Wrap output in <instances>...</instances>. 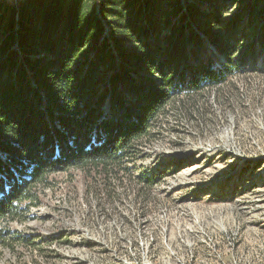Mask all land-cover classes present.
I'll use <instances>...</instances> for the list:
<instances>
[{
    "label": "trees",
    "instance_id": "16d2710c",
    "mask_svg": "<svg viewBox=\"0 0 264 264\" xmlns=\"http://www.w3.org/2000/svg\"><path fill=\"white\" fill-rule=\"evenodd\" d=\"M205 1L184 13L172 0H0V244L48 174L122 168L176 95L262 53L264 23L243 41L261 0L227 19L225 0ZM205 41L215 52L201 56Z\"/></svg>",
    "mask_w": 264,
    "mask_h": 264
},
{
    "label": "rangeland",
    "instance_id": "374dc122",
    "mask_svg": "<svg viewBox=\"0 0 264 264\" xmlns=\"http://www.w3.org/2000/svg\"><path fill=\"white\" fill-rule=\"evenodd\" d=\"M172 1L184 13L208 8ZM242 5L225 0L226 19ZM257 17L245 43L264 11ZM198 48L215 52L207 41ZM263 55L225 82L176 95L122 168H72L35 184L27 218L6 225L0 264H264Z\"/></svg>",
    "mask_w": 264,
    "mask_h": 264
}]
</instances>
